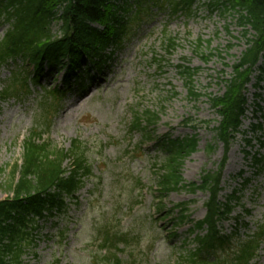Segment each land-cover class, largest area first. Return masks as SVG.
Returning a JSON list of instances; mask_svg holds the SVG:
<instances>
[{
    "label": "rangeland",
    "instance_id": "1",
    "mask_svg": "<svg viewBox=\"0 0 264 264\" xmlns=\"http://www.w3.org/2000/svg\"><path fill=\"white\" fill-rule=\"evenodd\" d=\"M5 30L6 25L0 27V38ZM57 30L55 24L52 33ZM168 40L173 42L169 51ZM245 47L243 31L231 11H210L206 2L197 3L190 14L172 15L167 4L152 7L140 23L128 30L121 48L93 82H85L84 90L74 85L66 92L59 111L49 119L48 129L43 126V91L38 87L30 86L25 96L3 103L0 200L9 196L6 185L10 172L19 164L22 142L34 128L43 131V141L61 149H68L72 140L80 141L91 168V175L76 194L77 203L67 201L63 216L40 224L35 246L25 248L21 257L23 264H111L105 258L113 255L122 264L179 263V258L194 247L193 235L188 232L190 224L175 226V216L165 218L164 213L173 205L188 203L189 220L199 221L205 215L203 205L208 194L172 192L163 198L164 210L159 213L155 179L164 155L157 143L164 137H196V149L181 168L185 183L198 185L202 170L217 169L224 149L214 139L213 130L219 120L207 96L223 94V80L230 77ZM17 65L0 69V89ZM179 66L192 70V86L198 99L188 96ZM258 66L264 67V58ZM63 73L47 78L43 88L60 85ZM257 76L255 71L246 86L243 133L231 144L222 174L220 200L241 186L242 178L236 177L239 172L250 180L240 193V203L250 214L244 217L236 206L231 219L222 224L223 232L229 233L235 227L233 217L241 216L248 223L247 230L239 231L241 238L264 222V80L255 87ZM256 103L261 111H256ZM145 111L156 114L158 123L149 133L151 140L144 142L142 132L131 131L130 125ZM257 121L260 132L251 130ZM245 140L251 142L250 146ZM255 154L263 157L257 174L258 168L252 165ZM99 231L122 234L127 242L118 244V251L108 252L100 248L103 236ZM251 264H264V244Z\"/></svg>",
    "mask_w": 264,
    "mask_h": 264
},
{
    "label": "trees",
    "instance_id": "2",
    "mask_svg": "<svg viewBox=\"0 0 264 264\" xmlns=\"http://www.w3.org/2000/svg\"><path fill=\"white\" fill-rule=\"evenodd\" d=\"M201 2H206L210 11L233 12L246 44L232 67V74L223 80V94L207 96L219 120L213 130L214 139L223 145L224 155L215 171H201L198 185L185 183L181 168L195 151L197 139L195 136L175 140L164 137L157 143L164 160L155 179L156 208L162 213V200L172 192L186 190L208 194L203 205L205 215L199 221L189 220L188 203L173 205L164 213L165 218L175 216V226L190 224L188 232L193 235L194 247L188 249L177 264H251L264 244V222L257 224L244 238L239 231L247 230L248 223L241 216L233 217L235 227L229 233L222 230V224L231 219L236 206L241 208L244 217L250 214L240 203V193L250 180L239 172L236 177L242 178L241 186L223 200L220 196L227 154L240 133L247 109L245 86L255 70L259 73L257 85L264 78V68L257 66L264 51V0H0V27L6 25L0 38V69L21 64L9 72L0 89V115L3 103L25 96L30 86H35L43 91L40 113L43 126L48 129L49 119L59 111L66 92L74 85L79 91L84 90L85 82H93L94 76L102 73L121 48L128 30L140 23L152 7L167 4L172 15L190 14ZM55 24L58 30L53 34ZM172 48L173 42L168 40L166 49ZM178 68L188 85V96L198 99L192 86V70ZM60 71H64L60 85L44 89L41 81ZM256 106V110L261 111V107ZM157 123L158 116L145 111L133 119L130 130L142 132L145 142L151 140L149 133ZM252 130L260 131L261 126H252ZM41 132L34 128L23 140L20 162L12 167L6 185L9 196L0 200V264H23L21 257L25 248L35 246L40 224L63 216L67 201L77 203L76 194L91 175L80 141L72 140L65 150L43 141ZM250 144L245 140L246 146ZM244 154L248 157V153ZM262 161L259 154L252 157V165L258 168L256 174L262 169ZM99 234L103 236L100 248L108 252L118 251V244L127 242L122 234L107 231H99ZM105 260L122 264L114 255Z\"/></svg>",
    "mask_w": 264,
    "mask_h": 264
}]
</instances>
